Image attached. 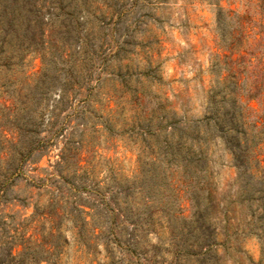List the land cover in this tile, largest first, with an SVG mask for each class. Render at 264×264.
<instances>
[{"label": "rangeland", "instance_id": "obj_1", "mask_svg": "<svg viewBox=\"0 0 264 264\" xmlns=\"http://www.w3.org/2000/svg\"><path fill=\"white\" fill-rule=\"evenodd\" d=\"M263 168L264 0H0V264H264Z\"/></svg>", "mask_w": 264, "mask_h": 264}, {"label": "trees", "instance_id": "obj_2", "mask_svg": "<svg viewBox=\"0 0 264 264\" xmlns=\"http://www.w3.org/2000/svg\"><path fill=\"white\" fill-rule=\"evenodd\" d=\"M257 95H258V93H253V94H251V95H249L248 96V100H256L257 99ZM240 110H241V108H239L238 106L235 108V110L231 113V111H227V113H225V115L227 116V115H229L228 117H230V120H231V123L232 124H234V125H236V126H238V122H239V113H240ZM243 111V110H242ZM241 114H242V116H244V112H241ZM214 116H208L206 119L208 120V121H206V124H210L211 122H214L215 121V119L213 118ZM214 124H215V126L217 127V129H219V131L221 132V133H223V130H224V123H222V122H214ZM234 126H232V128H233ZM244 127V123L242 122V125L240 126V127H236V128H234V130H236V132L237 133H239V128H243ZM235 135V134H234ZM238 144H240V143H238L237 141H236V146L238 147ZM198 155H200V156H198ZM199 157V159H195L196 157ZM208 159V158H207ZM206 161V157L205 156H203V153H201L200 152V154L199 153H197V155H195L194 154V161L195 162H198V163H196L197 165H199V162H201V161ZM253 161L256 163V165L257 166H260L261 164H262V162H261V160H259V158H258V156L257 155H255L254 157H253ZM197 167V166H196ZM261 174H262V176H261V180L264 182V168L261 170ZM211 185V184H210Z\"/></svg>", "mask_w": 264, "mask_h": 264}]
</instances>
